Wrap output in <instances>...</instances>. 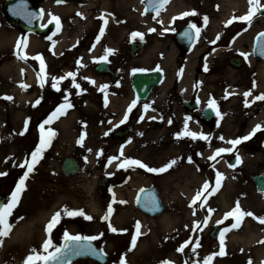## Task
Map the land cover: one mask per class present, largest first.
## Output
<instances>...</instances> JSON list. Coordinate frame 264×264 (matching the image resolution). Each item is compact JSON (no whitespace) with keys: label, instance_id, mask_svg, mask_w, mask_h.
Returning a JSON list of instances; mask_svg holds the SVG:
<instances>
[{"label":"rangeland","instance_id":"374dc122","mask_svg":"<svg viewBox=\"0 0 264 264\" xmlns=\"http://www.w3.org/2000/svg\"><path fill=\"white\" fill-rule=\"evenodd\" d=\"M124 1L127 3V6H132L135 8L139 5L138 2L140 0ZM185 1V6L180 7V9L197 6L200 10V13L204 14L203 16L208 18L209 23L212 21L211 18L213 20L217 19V21L221 22L219 25L222 28V21H224L226 17H238L239 15L244 16L247 14L250 8L249 0ZM235 1H242L240 5L243 6L240 10L229 11L231 6L236 5ZM46 4L47 2H43L42 5L46 6ZM113 4V7L117 8V14L121 13L125 4H122L120 0H114ZM215 4H217V6L220 5V7L222 6L221 12H217L215 8H213ZM260 4L264 5V0H260ZM88 5L89 7L92 6L91 3ZM224 8H227V11H223ZM131 12L134 17L132 18L133 26L131 25L130 28L140 27V19L138 14L135 13L133 9ZM69 14L70 13L67 14L66 12V15ZM204 17L201 19L199 16H196V18L192 19L204 22ZM253 17L254 19L249 23L250 25H245L246 31L248 30L247 32L249 33L247 38L248 41H250V37L253 39L256 32L264 29V16L258 15V11H255ZM92 19L94 18L91 15L88 20L82 21V23L79 24V26H81V33L87 31V25H89V21ZM119 19L120 18L118 17L116 22H119ZM67 21L68 30H72L74 26H78V24L75 25V20H72L70 17L67 19ZM129 23L130 22H128L126 26H129ZM116 25L112 27L110 36L107 37L108 39L106 40V43L108 44L114 43L113 38L115 36V32L118 30ZM0 30H2L4 33V36L1 37L0 43V141H3V144L0 143V172L6 173V175L0 176V185L2 186V193H8L7 195L10 198L13 190H9V187H11V184L13 183L16 176H19L20 178L24 171L27 170L26 168L22 170L19 165L22 163L24 156L28 153L31 144L33 143L32 139H35L36 137L35 131L29 135L30 137L27 138L21 135V133L29 124L30 119L32 120V122L30 121V123H32V128H35L36 121H38V113L41 112L39 111L37 114H35L33 110L30 112L28 110V106L31 104L33 98L40 96L45 90H42L43 92L41 93L40 86L35 85L33 79H30L29 83L31 82L30 84L34 86V89L29 93L26 91H21L18 86V83L22 82V77L18 72V68L19 66H24V64L19 63L17 65L14 64V66H11V64L15 61L11 52V39L13 35L18 32V30L12 26L4 16L2 0H0ZM230 31L233 30H229L228 32L231 33ZM67 35H69L68 32ZM88 40L89 39L86 38V41ZM66 44L69 43L65 42V45ZM246 44L248 45V43ZM45 46L46 44L39 38L37 44L32 48V52L46 50ZM76 53L77 52H74V54ZM232 55L233 52L229 53L228 56ZM82 56L83 57L81 58L84 60V65L82 67H79L77 63H74V61H76V57L74 58L71 56L69 58L70 62H68V67H72L70 68V72L76 73L75 82L80 85V88L76 89L72 86L71 77L61 80L59 83L64 85L63 92L66 90L67 93H65V95H67L69 102L71 104L77 105L79 107L78 109L82 107L84 108V116L81 117L78 111H76L73 118H68V124L70 127L68 130L66 129V134L61 132V135L59 133L56 138L53 137L51 139V143L47 147L48 151H46L48 155L45 152L47 156H45L42 160L40 159L39 163L35 165L33 172L29 174L28 179L25 181V190L21 193L19 202L13 209L12 214L8 217V219L12 220L13 222L16 221L18 225L22 224V220H25L26 222V219H29L30 216H33L35 213H37V216L39 214V218H36L33 223L35 222L34 227L41 233L43 219L40 216V211L45 212L44 210L47 209L48 215L53 210L60 211L62 215L61 222L56 225V236H54L51 240L53 247L49 248L48 252L54 251L61 245L65 231H67L68 234L97 236L98 239H96V242L108 254L109 260L107 264H119V258L124 256L123 251L125 248L128 247L131 248V250H135L137 244L141 243V246L146 245L151 238L149 233L145 235V237L137 235L135 231L136 226L129 227L128 225L125 226L122 223H115L116 218L114 217V211L122 209V211L129 214L132 219L135 217H144L148 221L149 229H151V227H157V229L160 227V238L155 243L163 245L164 251L163 247L159 246H156V249L154 250V256L160 261L167 260L170 262V264H203L205 257L216 253V255L213 256L211 264H249V261H251V264H264V254L256 252L257 249H260L258 247L262 246L263 244L259 243L258 240H255L249 244L242 242L243 232L248 226V223L254 221L256 218H259V216H264V195H260L257 193V191H255V188H253L248 177V173L252 169H256V167H258L253 166L254 164L256 165L257 159L254 160L251 156L250 158L247 157L246 166L242 167L241 169L239 168L238 171L230 174V176L227 175V177L229 176V182L226 185L224 193L219 197L211 196L210 199L206 201L201 200L193 205H189L190 193L183 185L186 181L191 183V187L194 189L193 193L196 191L199 192L198 187L200 186V183L202 182L203 184L207 177L215 179L217 177V172H228L225 168H221L222 166L220 165L217 167L211 166V161L208 159L211 147L208 149L205 148L204 153L199 155L200 160L198 163L201 168L206 167V169H201L200 167L198 168L193 164H190L191 166L189 169L186 168L187 165L184 164V160L186 158H182V156H186V154H188L187 151H175L174 148H169L170 150H174L172 153L173 157L181 155V159L177 160L179 162L176 161L177 163L174 164L176 168L172 169L174 171L171 170L172 174L164 176L162 179L161 177L156 178L154 174H151L152 172L140 167L139 170L138 168L131 169L130 167L132 166L127 168H119L118 165H116V162L126 158L137 159L147 166H154V161L152 160L154 157V152L158 151V156H156L158 159L159 155L162 153L161 151H164L163 146L167 145L166 143H168L164 139L166 137L163 138L151 133L145 134V131L142 129V127L138 126L133 131L132 137L134 139L138 137V140L141 141V143H139V145L137 144L136 147H133L132 150L130 149V151L127 149V154L123 156H116L120 157V159L114 160V164L112 165L113 167L107 166V164H104V162L106 160L108 161L109 157L116 155L115 150L119 142L112 138H106L98 135L99 132L98 134L97 132L93 133V89L85 88L90 84V81H88V75L92 74L91 71L93 67V58L87 53H83ZM64 59L66 58L58 57L57 55L50 58L52 72L50 76H48V82L52 81L53 77L59 79L60 77L67 76L64 72H62L63 70L59 71V63L61 64ZM69 59L66 60L69 61ZM122 65L128 67L130 62H123ZM68 67L65 66L64 69ZM255 71L256 67L252 69L250 68V65H245L244 69L240 70V72H237L232 80L236 81L237 84L244 85L243 87H245L247 82L243 75L248 74L250 76V73H254ZM48 87L49 86H47L46 91H48ZM49 90H51L50 87ZM130 93H132L130 89L125 90V95H129ZM48 95L44 94L45 97ZM6 97H11L12 99H7ZM84 97H87V99ZM72 98L74 100H72ZM46 106L47 101L46 104L43 105L44 111ZM249 110L251 109H237L236 113L238 114V126L237 128H234V126L231 127L230 131L235 132L230 135V137H233L235 134L245 133L250 128L251 124L255 122L254 119L251 118V116L253 117L255 114H249ZM26 121L27 125L25 124ZM47 133L48 132L45 134ZM81 135H84V140L81 143H77ZM144 142L148 143L149 145H144ZM222 142L223 140L218 139L214 146L219 145ZM98 147H100V149ZM149 147H153V151ZM258 151L259 154L262 155L259 165L260 167H263L264 150ZM258 151L255 152L256 155ZM165 153L166 152L164 151V156L162 157L163 161L169 159L170 156L166 155ZM72 154L81 156L80 158H82L83 163L81 170L77 175L67 177L61 170L60 160L63 156ZM250 155L253 154L250 153ZM156 164L158 163L156 162ZM262 169H264V167ZM148 174L151 176H148ZM193 174L197 176V178L194 180H192ZM107 175L110 177L109 181L111 190L109 193L104 195L105 191H103V189L98 184V178L100 176ZM18 182L19 180L14 183L12 188H16ZM151 184H156L160 187L163 200L167 205V211L164 214L156 217H149L139 211L136 208L134 201L136 191L141 187ZM120 200H122L123 203H119ZM237 201H239L242 211L252 212L255 218L245 216L242 218L238 228H231V225L235 223V220L233 217H229L227 220H225L224 214L231 211L235 207ZM201 203H204L205 207H200ZM109 205L112 207V212L110 215L108 214ZM187 205H189V207H187ZM61 206L62 208H60ZM208 208L214 209L210 217ZM64 209H67V211L83 210L85 215L91 216L92 219L87 220L83 216H69L65 211H63ZM105 215H109V220L102 219V217ZM164 215H169L170 217L172 216V218L174 216V220L176 222H174V224L171 226L172 228H167L164 226V224H161V226L158 225L159 222L157 223V221L162 219ZM21 217L25 218L19 219ZM206 217H209L207 225L201 226V222ZM44 220L45 222H48L49 218L46 217ZM133 221L134 220H132V222ZM169 221L171 222L172 220L169 219ZM217 221H223V223H219L223 226V229H230L229 231L224 232L223 255L219 254L221 247V236H219L217 239H212L209 237V231L213 225L217 223ZM109 223H111L112 227L117 229L116 232L109 230ZM194 223L200 224V230H197L196 234L193 233ZM39 232H36V235H39ZM258 234L264 235V225L258 231ZM133 235H137V240L134 247L131 243ZM191 237L192 242L187 248L186 252L183 253L177 251V249L180 248V246L184 242L188 241V239ZM39 241L40 240L36 242L31 241L32 243L24 242L22 244L8 241L7 245H4V248H2V256H4V254L6 255L5 261L8 260L6 262L8 264L12 262V260H15V255H13L15 251H24L22 253L28 252L31 255L33 254L32 250L35 249L37 253L43 255V244L40 243L41 241ZM197 241H199L198 246ZM254 243L257 244L253 245ZM147 245L145 247H147ZM10 248L13 250L12 256L7 254V251L11 250ZM243 248L244 253H242ZM27 257L28 256H25L23 260L25 261ZM163 257H166V259L162 260ZM249 257L251 258L249 259ZM125 260L127 264V259ZM0 264H2V261ZM35 264H41V262L36 261ZM74 264L99 263L92 260H80Z\"/></svg>","mask_w":264,"mask_h":264},{"label":"flooded vegetation","instance_id":"af4514ba","mask_svg":"<svg viewBox=\"0 0 264 264\" xmlns=\"http://www.w3.org/2000/svg\"><path fill=\"white\" fill-rule=\"evenodd\" d=\"M147 20L148 18H145L144 32L141 38V55L147 65L142 70L151 72L160 69L163 72L162 81L150 90L146 101L142 103V112L146 114L147 128L159 135L165 134L175 137H177V133L184 130L186 120L188 131L203 133L206 136L212 135L217 129H224L225 120L233 119V114H221L219 112L221 114L219 117L216 113L212 117L210 113L205 111L209 108V100L215 101L216 110L219 111L231 100L238 99V96L232 93L239 90V85L232 80L235 76L231 75L229 71L232 69L230 57L238 52V49H231L237 46V43L234 42L236 34L225 32L219 36V39L210 40L202 47H197L194 43L192 47L184 49L176 43V34L182 27L191 24V22L181 21V19L174 20L173 25L167 27L169 31L165 32L164 26L161 25L164 20L162 22L155 21L152 24L155 31L148 32ZM99 29L97 26L87 34V38L93 41L96 49H98L99 44L97 42ZM198 48L199 54L194 57L193 62L195 64L189 72V64L192 63L191 56L195 55ZM231 52L233 55L228 56ZM125 54L126 57H129L128 51ZM109 57L110 55H107V59ZM109 59L112 60L111 57ZM112 62L114 63L112 65L119 69L124 67L122 63L127 62V59H121L120 65L115 63V59ZM205 67H207V71H205ZM243 69L244 65L237 71L240 72ZM243 77L247 79L246 82H250L252 73L250 76L247 74ZM113 79L105 82L104 85H107V88L103 91L97 90L95 95L96 107L103 111L102 116L99 113L100 118H98L109 122L116 119V112L119 110L116 101H114V105L109 104L108 108L104 107L103 93L116 92L117 82H115L116 78ZM60 99L59 97L53 98L55 104L53 107L59 106ZM238 106L242 110L241 104ZM233 111V113L236 112V110ZM256 111H260L258 105ZM169 120L172 122L169 123ZM220 121H222L221 124ZM128 125L129 123L120 127ZM181 138L184 145L194 152H203L208 143V140L199 138L192 139L187 136Z\"/></svg>","mask_w":264,"mask_h":264},{"label":"snow or ice","instance_id":"6c2138e0","mask_svg":"<svg viewBox=\"0 0 264 264\" xmlns=\"http://www.w3.org/2000/svg\"><path fill=\"white\" fill-rule=\"evenodd\" d=\"M57 2H61V0H57ZM167 2H168V0H157V11H159V8H162L163 5L165 3H167ZM249 4H250V8H249V10H248L246 15L240 16V17H233V19H239L241 21H250L251 18L253 17V15L255 14V11H258L260 9V7H262V5L260 4V0H249ZM42 14H43V10H41V15ZM195 14L196 13L194 11L191 12V13L185 12V13L182 14V17L183 16H187V15H195ZM49 15H51V14H49ZM78 15H79V13H78ZM101 18H103V17H101ZM52 21H55L57 28L60 27V20H59L58 17H56L55 15H52L51 16V20L49 21V23H52ZM207 21H208V18L205 16L204 17L205 24H207ZM106 23H107V20H105V24ZM227 23L228 24L232 23V20L230 19ZM41 26L42 27H47V25H41ZM189 27H190V29H194L195 30V33H196L197 36L199 35L200 29L197 28V26L195 24H191ZM150 31H155V29H150ZM103 32H104V28L101 27V29H100L101 35L103 34ZM184 34L189 39L193 38L192 37V33L189 32V31H186ZM133 36L134 37L135 36H140L142 38V34H140V33H133ZM261 36H264V33H262ZM49 39H50V37H49ZM99 39H100V36H97V41H99ZM216 39H219V35H217ZM212 43H215V41H212ZM17 44H18V46L21 45V44H26V40H18ZM111 52H112L111 49H106L105 50V55L100 57V59L101 60H106L107 59V55L109 53H111ZM261 54L264 55V46H262V48H261ZM241 55H246V54L241 53ZM35 59L40 60L41 67L43 69L44 62L41 59V57L37 56V57H35ZM77 64L80 65V66H83L82 64H80L79 60L77 61ZM205 71H207V67H205ZM75 76H76V73L69 72L67 74V76L60 77L59 79L53 77L52 78V87L54 89H56L57 91H60V89L58 87L59 81L64 80V79H66L68 77H71L72 78V86L74 88H76V89H79L80 85L75 82ZM41 83L43 84V81H41ZM106 88H107V85H102L101 86V91H103ZM77 94H79V93H77ZM244 95H245V97H247V96L250 95V93L246 92V93H244ZM6 98L7 99H12L11 97H6ZM255 100H264V94H260V95L256 96ZM36 103L39 104L40 101L37 100ZM105 103H107V100H105ZM208 103H209V107H211L213 109H216V103H215L214 100H209ZM135 104H136V101L135 100L132 101V104L128 108V112H131L132 107H134ZM246 106H248L247 105V101H246ZM70 107H72V105L69 102L67 95H65L64 103L56 108V110L52 113V115L49 116L47 120H45L44 124L51 123V121L54 118H56L60 114H63L64 111L67 108H70ZM145 108H147V105H145ZM128 112L125 113L124 119H122L120 121L121 124L124 123L128 119ZM216 115L219 117L221 114L219 113V111H217ZM140 119H143V117L141 116ZM171 122L172 121L169 120V123H171ZM25 124L27 125V121L25 122ZM40 129H41V133H42L41 137H40V143L35 148V150L33 152H31V154H30L31 155V159L29 160V159L26 158L25 161L19 165L21 168H26L27 170L24 171L23 175L20 177L19 182L17 183L15 190L11 193V196H10L8 202L6 204L0 205V237L9 235V232L11 230V225L8 223V217L11 216L13 209L17 206V204L19 202L21 193L25 190V181L28 179L29 174L31 172H33V170L35 168V165L37 163H39V160L42 158V153L50 145L51 139L55 135V133L51 129L48 131L47 134H44V132H43L44 125L43 124L40 125ZM260 130H261V125L258 124V125H256L253 128L252 132L249 133L248 136H244L242 138H238V139H233V140L227 141V143L232 146L231 148H218V149H216V151L214 152V154L212 156L208 157V159L209 160H215V158L217 156H220L222 153H226V152L230 153V152H232L235 149L236 145L240 144L242 142V140H248L252 135H254L257 131H260ZM21 135H23V132L21 133ZM105 135H107V133H105ZM176 135H177L178 138L182 137V136H187V137H191L192 139H197V138L202 139V140H209L210 139L208 136L204 135L203 133H195V132L188 131L187 120L185 121L184 130L182 132H180V133H177ZM219 139L223 140L224 137L221 136V137H219ZM83 140H84V135H81V137L77 141V143H81ZM120 156H123V146L120 149ZM119 159H120V157H116V156L108 158L109 163H112V161L119 160ZM189 162H191V158H189ZM241 162L242 161H241L240 156L236 155L235 164H230L229 166L230 167H235L236 165H239ZM175 163H176V161L172 160V161L168 162L167 164H165L163 167L153 168V167H149L146 164L142 163L140 160L126 158V159L123 160L122 163L118 164V167L119 168H127V167L135 165V166H138L140 168L146 169L149 172L162 173V172L166 171L167 169L171 168ZM3 175H6V173L0 172V176H3ZM216 175H217L216 185L219 186L220 179H221V174L217 172ZM215 191H217V187H210L209 183L205 182V184L203 185L201 191L197 192L195 197L193 198L192 204H196L197 201L201 200L202 193H206V194L210 195L211 193H214ZM206 199H207V195L204 196V200L205 201H206ZM121 203H123V202H121ZM200 207H205V204L201 203ZM63 211H65L66 214L69 215V216H83L87 220H91L92 219L91 216L85 215L83 210L67 211V209H64ZM213 211H214V209L208 208L209 217H210V215H211V213ZM111 212H112V207H111V205H109L108 206V214L110 215ZM109 215H105L104 217H102V219L109 220ZM245 216L254 217V214L252 212H244V211H242L241 208H240V205H239V201H237L235 207L231 211H229V212L224 214V219L227 220L229 217H233L234 220H235V223H233L231 225V228H238L240 226V222H241L242 218L245 217ZM60 217H61V212H59V211L53 214L51 220L49 221V223L46 226V231L47 232L50 233L52 228L57 223H59ZM209 217H206L202 221V223L204 225H207ZM258 219H259L260 223L264 224V218H258ZM217 223L218 224L219 223H223V221H217ZM136 229H137V235H138L139 234V229H140L139 222L136 223ZM109 230L112 231V232H116L117 231V229L115 227H112L111 223H109ZM193 230H200V224L199 223H194L193 224ZM229 230H230L229 228H225L224 231L220 233V236H221V247H220V253H219L220 255L224 254V247H223L224 232L229 231ZM137 235H133L132 236L131 243H132L133 247L136 244ZM96 239H98L97 236H89V237H82V236H79V235L72 236V235H69L67 231H65L64 232V240L66 241V243L64 245H61V247L56 248L55 252H48L49 248L53 247V245H52L51 239H46L44 241V243H43V249H44V252H46L48 254L47 255H42V254L37 253L36 250L33 249L32 250L33 254L29 255L25 259L24 264H35L36 261H40V262H42V264H49L50 261H55V262H57V264H63V261L61 260V253L65 249L70 250V246H69V244L67 242H70V241H81V240H89V241H91V240H96ZM187 243L188 242H185V244L181 245L180 248L177 249V251H183L184 248L187 246ZM198 244H199V241H197V246H198ZM129 250H131V249H129ZM215 255H216V253H213L212 255H209L208 257H205L203 264H211L213 256H215ZM119 264H126V260H125L124 256H121L119 258ZM161 264H170V262L165 260V261H161ZM249 264H251V261H249Z\"/></svg>","mask_w":264,"mask_h":264},{"label":"bare ground","instance_id":"6f19581e","mask_svg":"<svg viewBox=\"0 0 264 264\" xmlns=\"http://www.w3.org/2000/svg\"><path fill=\"white\" fill-rule=\"evenodd\" d=\"M235 2H236V5L235 6H231V8H230L229 11H231V10H240L241 7L243 6V5H240L242 1L241 2L235 1ZM244 4H246V3H244ZM140 9H141V7H140ZM224 10L227 11V8H224L223 11ZM247 35H248V33H246V34H244V35H242L240 37V39L237 42L238 45L239 44L240 45L241 44L242 45L245 44ZM2 36H4V33H3L2 30H0V43H1V37ZM16 37H17V35H14L12 37V39H11L12 40L11 41L12 42V46L14 44V41H15ZM201 44L199 46H201ZM32 47H33V44H32ZM198 54H199V48L196 49L195 55L193 54L191 56V62L192 63L189 64V72L194 67L195 62H193V60H194V57H197L198 56ZM20 62L21 61H14L11 64V66H14V64L17 65ZM257 64H259V66L257 68V70H258V78L261 81V83H260L261 89L264 90V62L256 63L255 66H257ZM29 79H31V76H30ZM110 105H114V102L112 101L110 103ZM229 106H232V104H229ZM63 119L64 118H61L59 122H61V126H63L65 130L66 129L68 130V128L70 127L69 124H68L69 123L68 122L69 120H64L62 122ZM70 125H71V123H70ZM2 132H3V130H2ZM256 136H257V134H256ZM256 136H254L253 138H255ZM1 141H0V143L3 144V141L2 142ZM165 154H168V153H165ZM157 160H161V159L158 158ZM244 164L245 163H243V165ZM189 168H190V166H189ZM171 172L172 171L168 172V174L171 175L172 174ZM196 178H197V176L193 174L192 175V180H194ZM227 182H229V181L226 179L225 182H224V184H223V186H222V188L219 189L220 191L216 195L217 197H219L221 194L224 193V190L226 189V185L228 184ZM201 184H202V182L200 183V185ZM183 185H184L185 189L188 190V192L190 193V196H191L193 194V191H194V189H192V187H191V183H189V181H186ZM119 199H122V198H119ZM121 202H123V201L120 200L119 203H121ZM119 206H121V205H119ZM40 215L42 216V219L44 220L47 216L50 217L51 214L49 213V215H48L47 212H41ZM114 217L116 218L115 219V223H118V224H121L122 223L125 226L128 225L129 227L133 226L136 221L142 220L145 224H144V228H143V230L141 232V237H145V235H147L148 233L150 234V237H151L150 240H149V242L147 243L148 245L146 244L147 247H145L146 245L141 246V243H139V244H137L135 250L134 249L133 250H129L131 248H128V247L125 248V250L123 252H124L125 259H127V264H161V261L154 256V250L156 249V246L163 247V245L156 244L155 243L160 238V232H161V231H159V228L160 227L157 229V227L155 226L156 228H152L151 227V229H149L148 228V221L144 217H139V218L135 217L134 219H132V217L129 214H127L126 212H123L122 209L121 210H119V209L118 210H115L114 211ZM259 218H264V216H259ZM169 219H171L172 221L170 222ZM174 219H175L174 216L172 218V216L170 217L169 215H164V217L162 219H159L157 221V223L159 222L158 225H160V226H161V224H164V226H166L167 228H170L174 224V222H175ZM132 220H134V221L132 222ZM32 222H33V219L30 218L28 220V222H24V223L20 224L19 227L16 228L14 230V232L11 233V236L9 237L10 239L7 238L4 241L12 242L13 240H17L18 243L19 242L24 243V242H29V241L33 240L34 239V233H33V229H32ZM263 225L264 224L260 223L259 222V219L256 218L254 221L248 223V226L245 228V231L243 232V236H242V242L245 243V244L252 243L255 240H258L259 243H262L263 245L260 246V247H258L260 249H257L256 250L257 253H262V254H264V235H259L258 234V231L261 229V227ZM255 244H257V243H254L253 245H255ZM188 247H189V245L186 246L182 252L185 253ZM163 251H164V247H163ZM163 251H162V253H163ZM22 252H24V251H21V252L20 251H15V253L13 254V250L12 249L11 250H8L7 251V254L8 255L12 256V254H13L16 257L13 263L10 262L8 264H24V261H20V259H18L21 256H26L27 253H22ZM242 253H244V248H243ZM4 258L6 260V255H4ZM250 258L251 257H249V259ZM164 259H166V257H163L162 260H164ZM7 261H5L4 264H7L6 263ZM245 264H247V263H245Z\"/></svg>","mask_w":264,"mask_h":264},{"label":"water","instance_id":"95a60500","mask_svg":"<svg viewBox=\"0 0 264 264\" xmlns=\"http://www.w3.org/2000/svg\"><path fill=\"white\" fill-rule=\"evenodd\" d=\"M8 7V4H6ZM9 5H10V10L9 11H12L11 7H12V1H9ZM10 16H12V14H9ZM13 18V17H12ZM38 19L39 17L38 16H35V22L33 21V23H35V25L37 24L38 22ZM24 29L26 28L25 26H23ZM262 34V33H261ZM261 34L259 35V37L257 38V41H256V44H255V53L258 57H261V58H264V55L261 54V48H262V43L264 42V36H261ZM135 83H136V88L139 92H141V85H142V77L140 74L136 75L135 79H134ZM153 82V79L149 80L148 81V84L152 83ZM64 170L66 172V174H74L77 172L78 170V163L75 161V160H72V159H67L66 160V164L64 166ZM262 186H264V180H262ZM264 189V187H262ZM154 191H150V190H144L140 193V196L138 198V201H137V205L138 207H140L141 209H143L145 212H148L150 214H156L158 212H160L163 207L161 206L160 204V201H159V195L156 191V189H153ZM218 233V229H215L211 236L212 237H215ZM90 244V242H89ZM91 245V244H90ZM79 249L83 250L84 248L86 250H88L89 248L88 247H85L84 246V243H79ZM93 246V245H92ZM98 249V248H97ZM92 251V250H91ZM89 252L87 254H90V256H95L97 257L98 253H92V252ZM86 253H83V255H87ZM77 255H80V254H76V253H73V254H68V251L65 249L62 251L61 253V257H63L67 262L71 261L72 259H74L75 257H77ZM97 255V256H96Z\"/></svg>","mask_w":264,"mask_h":264}]
</instances>
